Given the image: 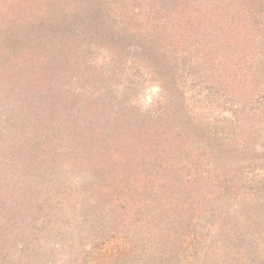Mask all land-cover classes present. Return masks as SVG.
<instances>
[{"label": "rangeland", "instance_id": "rangeland-1", "mask_svg": "<svg viewBox=\"0 0 264 264\" xmlns=\"http://www.w3.org/2000/svg\"><path fill=\"white\" fill-rule=\"evenodd\" d=\"M0 264H264V0H0Z\"/></svg>", "mask_w": 264, "mask_h": 264}]
</instances>
